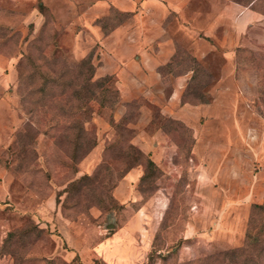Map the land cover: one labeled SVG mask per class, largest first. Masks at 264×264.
Returning a JSON list of instances; mask_svg holds the SVG:
<instances>
[{
  "label": "rangeland",
  "instance_id": "rangeland-1",
  "mask_svg": "<svg viewBox=\"0 0 264 264\" xmlns=\"http://www.w3.org/2000/svg\"><path fill=\"white\" fill-rule=\"evenodd\" d=\"M96 1L0 0V264H44L52 257L74 264H237L231 248L264 219L253 207L264 204V114L246 51L264 50V0H235L262 15L241 38L235 80L222 82L231 84L224 101L240 104L239 120L229 112L219 126L216 120L206 127L238 146L233 175L229 167L221 173L202 167V157L192 161V131L156 117V105L150 104L153 122L136 125L143 98L116 106L117 125L98 97L86 99L92 111L82 120L96 143L72 157L61 134L68 118L57 108L65 95H43L30 75L38 65L49 75L68 66L65 75L72 77L77 62L94 52L92 22L107 29L128 19L106 2L93 12ZM223 50L217 46L204 62L215 80ZM161 123L167 136L159 142ZM212 140L206 148L219 145Z\"/></svg>",
  "mask_w": 264,
  "mask_h": 264
},
{
  "label": "crops",
  "instance_id": "crops-1",
  "mask_svg": "<svg viewBox=\"0 0 264 264\" xmlns=\"http://www.w3.org/2000/svg\"><path fill=\"white\" fill-rule=\"evenodd\" d=\"M103 2L108 7L113 4L130 12L127 20L108 31L92 22L97 38L93 52L95 76L116 75L120 93L118 107L122 105L125 109L126 102L143 98L136 125L146 127L151 120L150 104L156 105L162 115L179 119L192 129V161L202 157L207 159L202 167L213 168L219 173L229 167L231 174L239 158L238 146L235 143L229 145L226 136L220 133L218 138L212 137L206 127L207 123L216 120L220 122L214 125L219 126L223 120L221 117L229 112L234 113L235 121L239 120L240 104L233 100L230 103L224 101L225 88L231 84L222 82L235 80V47L248 27L262 15L234 0H98L90 8L93 12L105 10ZM177 46L185 48L203 63L217 46L224 48L221 75L209 88L211 98L208 102H181L191 70L169 74L168 79L162 76L159 67L171 60ZM199 126H203L202 132L198 131ZM157 131L162 138H158L160 142L167 133L162 128ZM146 138L150 142V136ZM212 138L218 140L219 145L206 148V144L214 141ZM139 146L146 151L153 148ZM157 147L154 148L157 150Z\"/></svg>",
  "mask_w": 264,
  "mask_h": 264
},
{
  "label": "trees",
  "instance_id": "trees-1",
  "mask_svg": "<svg viewBox=\"0 0 264 264\" xmlns=\"http://www.w3.org/2000/svg\"><path fill=\"white\" fill-rule=\"evenodd\" d=\"M235 1V0H234ZM263 1V0H254V2ZM250 7V6H249ZM251 8V7H250ZM130 14L129 11H127ZM117 25V24H115ZM114 25V26H115ZM112 26V27H114ZM108 31L110 28L104 29ZM181 49V50H180ZM240 46L235 47V53L240 50ZM243 50V48H242ZM246 51L249 52L247 60L254 64L255 75L257 81V91L258 97L262 105V111L264 114V50L246 48ZM185 55V60L182 59ZM68 66H62L61 70L56 75H49L48 72L38 65L33 74L30 75L31 78L37 76L39 82L37 86V91L41 92L43 95H46L47 92H52V96L65 95L62 103L57 105L59 112L68 118L67 124L62 125L63 131L62 135L70 143V150L72 157L80 154L81 156L86 154L96 143V137L93 131L89 130L85 126V122L82 120V117H88L92 111L90 107L86 105V99L89 97H98L101 101V106H108L109 112L107 119L110 124H118L114 120L113 111L117 105L120 103V93L116 84V75L114 74H104L101 76H95V64L93 62V51H91L88 56L82 57L76 64V74L72 77L66 76ZM159 70L164 76L168 79L169 74H179L187 70H191L190 78L188 79L186 86L181 95V102L189 103H199V102H208L211 98L209 88L212 82L215 80V76L212 71L194 55H192L188 50L182 48L181 46L176 47V51L172 56L171 60L161 65ZM78 74V75H77ZM44 98H38L39 101H42ZM53 98L50 102H53ZM134 99L125 103V106ZM139 108V105L137 106ZM156 111V117L161 116L165 121L178 122L191 131L192 129L184 124L179 119L172 118L170 116H164L160 113L157 106H154ZM137 108V115H138ZM153 111L151 110V120L150 124L154 120ZM57 123V122H56ZM165 123H161L158 127L162 128L166 133L167 129L165 128ZM57 124H52L50 128H56ZM55 134H52V136ZM193 133H192V143L193 144ZM131 144V148H132ZM192 148V146H191ZM190 148V150H191ZM188 150L187 155L190 158L191 153ZM137 152L139 156L144 155L137 147ZM147 164L156 168L155 162L150 158L146 157ZM134 164H130V167ZM254 215L262 214L264 216V204L254 203ZM252 216H250V223L252 222ZM255 221V216H254ZM232 253H235L237 259L234 260L237 264H264V219L260 221V224L257 228H254L253 236L246 238L244 244L240 247L231 248ZM52 258H46L44 264H74L72 262L58 261ZM82 264V263H79Z\"/></svg>",
  "mask_w": 264,
  "mask_h": 264
}]
</instances>
